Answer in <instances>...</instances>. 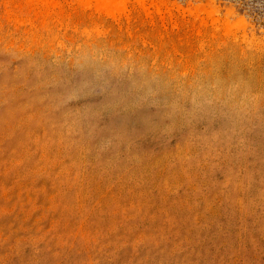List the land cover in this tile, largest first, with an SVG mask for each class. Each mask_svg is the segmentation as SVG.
<instances>
[{
  "label": "rangeland",
  "instance_id": "1",
  "mask_svg": "<svg viewBox=\"0 0 264 264\" xmlns=\"http://www.w3.org/2000/svg\"><path fill=\"white\" fill-rule=\"evenodd\" d=\"M0 35L102 41L180 87L244 63L264 76V0H0ZM189 131L144 141L140 169L72 188L0 160V264H264V124L185 170L173 161Z\"/></svg>",
  "mask_w": 264,
  "mask_h": 264
},
{
  "label": "clouds",
  "instance_id": "2",
  "mask_svg": "<svg viewBox=\"0 0 264 264\" xmlns=\"http://www.w3.org/2000/svg\"><path fill=\"white\" fill-rule=\"evenodd\" d=\"M254 64L180 87L102 41L82 37L69 49L0 35V160L72 188L91 174L142 168L144 141L169 144L189 129L173 162L199 166L221 136L242 145V133L264 124V76ZM216 121L220 131L196 133Z\"/></svg>",
  "mask_w": 264,
  "mask_h": 264
}]
</instances>
